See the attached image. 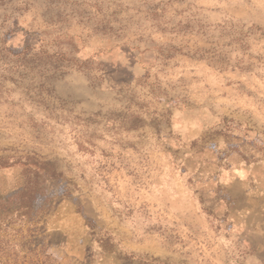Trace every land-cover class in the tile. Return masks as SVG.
Segmentation results:
<instances>
[{
    "label": "rangeland",
    "instance_id": "374dc122",
    "mask_svg": "<svg viewBox=\"0 0 264 264\" xmlns=\"http://www.w3.org/2000/svg\"><path fill=\"white\" fill-rule=\"evenodd\" d=\"M263 218L264 0H0V264H264Z\"/></svg>",
    "mask_w": 264,
    "mask_h": 264
},
{
    "label": "trees",
    "instance_id": "16d2710c",
    "mask_svg": "<svg viewBox=\"0 0 264 264\" xmlns=\"http://www.w3.org/2000/svg\"><path fill=\"white\" fill-rule=\"evenodd\" d=\"M220 28V30L223 32L222 34H224V36H229V37H232V36H235V35H237L238 34V32H236V31H234V30H232L231 28H230V26L228 27V26H221V27H219ZM27 50V49H26ZM26 50H24V51H26ZM44 55V56H43ZM51 58V56H49V54L47 55V53L46 52H44V51H41V49H40V52L38 53V54H34V55H30V58L31 59H36V60H41L42 58ZM35 194V193H34ZM36 196V195H35ZM31 199V198H30ZM45 258V262H44V264H55V263H57V260L55 259V258H51L50 256H45L44 257Z\"/></svg>",
    "mask_w": 264,
    "mask_h": 264
},
{
    "label": "crops",
    "instance_id": "0c3cea01",
    "mask_svg": "<svg viewBox=\"0 0 264 264\" xmlns=\"http://www.w3.org/2000/svg\"><path fill=\"white\" fill-rule=\"evenodd\" d=\"M250 232L257 237V242H249L248 245H264V218L254 222Z\"/></svg>",
    "mask_w": 264,
    "mask_h": 264
}]
</instances>
